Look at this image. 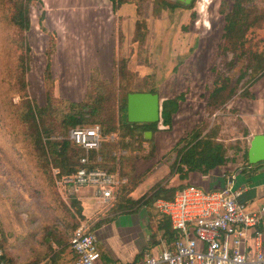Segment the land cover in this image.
I'll return each instance as SVG.
<instances>
[{"label":"rangeland","instance_id":"obj_1","mask_svg":"<svg viewBox=\"0 0 264 264\" xmlns=\"http://www.w3.org/2000/svg\"><path fill=\"white\" fill-rule=\"evenodd\" d=\"M42 1L31 5L32 27L27 32L31 46L30 70L27 74L28 94L30 98L37 101L39 106L46 104L49 94L59 101H66L62 107L67 106L68 102H81L87 95L93 73L102 80L111 81L114 78V64L119 60L123 51L129 57V69L135 73L134 86L139 88L146 86L145 89L135 87V92L146 91L152 87L158 89L157 83L164 82L171 74L172 77L170 76L171 78L167 82L169 87L165 92L174 95L173 97L179 93L184 94L185 100L187 95L189 96L190 101L184 103L182 112L173 121L172 127L159 124L157 131L152 134V140L144 142V146L147 147L150 154L148 153L149 155L142 156L135 161L134 175L140 177L141 182L134 195L131 194L133 198L141 197L145 191L158 183L176 187L178 188L176 192L183 188L184 182L179 174L171 172L177 156V150L174 147L179 139L186 137L195 125L201 124L203 121H207L210 127H217L218 137L230 147V154L233 155L239 151L237 158L243 160L241 151L247 141L246 128L239 116V110L236 108L238 105L236 101L241 99L239 93L245 88L244 83L250 78L251 72L245 68L246 63L243 58L238 57L233 51L223 53L220 49L226 25L225 13L231 10L234 0H195L194 6L191 8V20L183 26V31L180 34L182 36L178 39L182 44H187L185 50L189 49V51L182 58L176 57L175 62L169 61V57L165 54L161 56L165 45L161 44V48L156 45L159 44L157 41L161 40L158 39L152 45L148 44L147 40L143 43L145 38L136 41L135 31L132 37L128 36L127 40H124L125 37L122 39L118 30L114 28L111 33L107 31L104 36L102 35V38L106 39V43L97 44L95 39H101L99 32L101 27L97 25L98 22L93 20V17L96 13H105L101 9L89 7L84 11L85 21L79 27V25L74 26L76 21L78 22L76 16L75 21L74 18L70 20L67 17H60L57 22L50 7L55 6L58 1ZM149 1H154L157 4L160 0ZM245 4L257 9V14L262 19L261 26L253 28L248 33L247 46L250 45L258 52H262L264 51V0H245ZM182 7L186 8L183 5ZM44 12L48 13L47 21L43 23L46 25V31L41 29L39 23ZM148 12L150 14L153 12V6L150 5ZM1 13L2 0H0ZM86 19H90V22L86 23ZM96 19H101V23H103L104 17L99 16ZM7 34L8 31L5 29L2 31L0 28V79L6 76L5 68L9 65L8 52L2 48L4 44L2 38ZM50 36L56 40L57 48L51 56L53 80L48 83L45 80V70L48 63L46 50L50 43ZM171 41L167 49L168 54L170 56L172 53L174 56L178 55V53H174L175 49L178 50L176 48L178 44L174 47L173 37H171ZM181 49L183 48L179 47V50ZM131 56L133 57L131 58ZM130 60L139 67L141 64L146 66L150 74L141 79L142 76L130 67ZM189 70L190 72H187ZM183 73L190 84L185 90L179 89L182 86L180 81ZM243 74H245V78L238 84V95L209 114L206 109V101L215 78L222 75L229 76L232 81H236ZM193 86L194 88L190 89ZM5 90H7V86H0V227L4 231L5 224H13L18 216L29 217V223L31 221L32 224L41 218L44 220L46 236L51 231L52 239L60 237L67 239L73 232L72 224L76 220L91 227L100 218L105 217L111 207L99 203L97 199L84 198L82 203L85 218L74 219L72 214L75 210L71 206V199L68 198L73 195L63 193L64 196L59 194L61 198H57V195L51 192L53 189L50 187L44 189V182L41 178L35 177L36 172L29 168L31 158L26 156L29 153L25 150L29 149L26 142L21 137L13 138L11 136L20 125L5 105L6 99L3 98ZM10 96H13L14 102L20 100L17 94L10 93ZM14 140L16 147L13 146ZM152 148H154L153 154ZM54 184L56 186L55 179ZM56 189H58L57 186ZM95 190L96 188L93 186H81L77 188V195L93 196ZM138 213L142 217L143 227H147L149 230L148 247L156 245L153 243L155 239L159 241L163 237L162 232L157 228L163 215L158 211L156 203L153 207L139 209ZM34 219L36 220L33 221ZM131 220L133 219L131 218ZM107 234L109 238L113 237L112 232H107ZM104 244V239L99 240L100 248L103 249ZM50 249L52 250L48 254L52 255L55 250L53 247Z\"/></svg>","mask_w":264,"mask_h":264},{"label":"trees","instance_id":"obj_2","mask_svg":"<svg viewBox=\"0 0 264 264\" xmlns=\"http://www.w3.org/2000/svg\"><path fill=\"white\" fill-rule=\"evenodd\" d=\"M110 1L114 11L121 4L134 1L140 13L141 6L148 0ZM37 2H41V0H2V13L0 14V28L2 31L3 29L8 31V34L2 38L4 41L2 48L5 52H8L9 63L5 68L6 76L0 79V86H7V90L3 93V98L6 99L5 105L12 113V117L19 121L20 125L11 136L13 138L21 137L26 142L29 148L25 149L29 151L26 156L31 158L29 168L36 172L35 177L41 178L42 182H44V189L50 187L53 189L51 192L59 198L60 193L54 184L52 169L58 168L60 175L76 172L83 166L80 163L81 157L86 155L85 150L81 146L76 145L69 139V130L75 127L99 124L105 136L117 133L118 141L104 140L99 152H89L91 163L88 166L90 168L108 169L112 173L120 170L121 175L126 176L128 181L117 189V198L107 211V215L92 224L89 227L90 231H94L103 224L113 221L118 215L136 213L143 207H153L159 199H174L178 188L169 187L163 183L152 186L139 198H133L131 194L141 182V178L134 175L135 161L142 156L150 154L147 151V147L144 146V142L151 141L152 138L146 139L145 133L147 131L155 133L159 124L172 127L173 115L179 110L180 102L185 100V95L180 94L162 101L160 121L155 123H129L126 119L127 99L130 93L136 91L134 86L135 73L129 69V57L123 51L121 59L119 58L114 64V78L111 81L102 80L93 73L87 95L81 102H68L67 106L62 107L66 101H59L52 94H49L46 104L39 106L35 99L29 97V83L27 81L31 53L27 32L32 27L31 5ZM194 2L195 0L185 5L178 2L160 0L157 5L169 8L183 5L191 9L194 6ZM223 13H225V10H223ZM43 20L44 15L40 17L39 23L41 29L46 31L43 26ZM225 20L226 25L220 49L223 53L233 51L238 57L245 60V68L250 70L251 76L244 83L245 88L239 93V96L241 98H253L250 88L264 75V51L258 52L256 48L250 45L247 46V37L253 28L261 26L262 19L257 14V9L248 7L245 4V0H234L231 10L225 13ZM146 32V21L138 20L135 29V40H143L146 37ZM119 35L124 39L121 31ZM53 36L55 38V34ZM55 50L56 40L50 36V43L46 50L48 63L45 70V80L48 83L53 80L50 59ZM244 78L245 74L241 75L236 81H232L229 76L218 75L215 78L206 101V109L209 114H212L214 109L227 104L238 95V84ZM142 92L158 93V89L152 87ZM10 93L17 94L20 100L14 102L12 100L14 95L10 96ZM245 132V136H247L248 130L246 129ZM54 136H62V138H54ZM13 146L16 147V143ZM118 147L126 149L127 154L121 155L119 158L113 156L112 152ZM174 148L177 150V156L171 172L179 174L182 180L188 178L189 172L207 174L218 166L236 161L238 159L237 153L239 152L236 151L233 155L230 154V147L218 137V128L210 127L207 121L195 125L186 137L178 140ZM248 148L249 145L246 141V144L242 147L241 156L248 166H254L248 162ZM153 152L154 148H152V154ZM20 154L23 155L21 152ZM98 155L102 157L101 161H97ZM69 198L71 199V206L75 210L72 214L73 218L84 219L82 201L73 196ZM80 225L81 222L76 220L72 224L73 232ZM157 228L162 232V236L169 241L175 238V231L166 215H163ZM0 232L2 234L1 246L4 250V234L1 227ZM73 232L71 235L69 234L70 239ZM55 240L57 244L65 245L58 251H53L51 256L52 264L55 263L58 252L68 247L66 238L60 237ZM158 242L155 239L153 243L157 244ZM49 246L51 247V245ZM140 256L138 254L136 260ZM3 258L7 261L5 250ZM74 262L75 256H73L72 264Z\"/></svg>","mask_w":264,"mask_h":264},{"label":"crops","instance_id":"obj_3","mask_svg":"<svg viewBox=\"0 0 264 264\" xmlns=\"http://www.w3.org/2000/svg\"><path fill=\"white\" fill-rule=\"evenodd\" d=\"M168 1L174 2L172 0ZM41 2L43 1L41 0ZM55 2H57L55 6L50 8L53 10L55 17L57 18V22H59L58 18L60 17H67L70 20L74 18L75 21L76 16L78 22L76 21L74 26L79 25L80 27L81 23H84L85 16H83V13L88 10L89 7L101 9L105 12L102 14L96 13L93 17V20H96V22H98L97 25L101 27L99 31L101 39L96 40L94 38L97 44L99 43L101 45L106 43V39H104V37L102 38V35L104 36L107 31L111 33L114 28L118 30V32L121 31L125 37L124 40H127L128 36L129 38L132 37L133 32L136 29L135 27L137 21L145 20L147 23V32L143 43L147 40V43L152 45V43L156 42L158 39L161 40L157 41L159 44H156L159 45L158 48H161V44H163V46L165 45V48L163 49L164 52L161 56L165 54L169 57V61L175 62L174 59L176 57L182 58V56L189 51V49L187 51L185 50L187 44H182V42L178 39L182 36L180 34L183 31V26L191 20L192 10L184 8L181 5L175 8L160 7L155 4L154 1L150 2L148 0L141 6V12L139 13L137 5L132 1L121 4L116 11L113 10L110 0H55ZM150 5L153 6V12L151 14L148 12ZM166 11L168 12L166 13ZM43 14L44 23L47 21L48 13L44 12ZM99 16L104 17L103 23H101V19H96ZM88 21L90 22V19H86V23ZM43 26L46 27L45 24H43ZM171 37H173L174 47L178 44L176 47L178 50H174V53H178V55L175 56L173 53L172 56H170L167 50ZM179 47L183 49L179 50ZM132 57L133 56H131V58ZM50 62L52 67V59ZM130 67L137 74L142 76L141 79H144L148 74H150V71L146 68V66L141 64V67H139L138 65H135L132 60H130ZM187 72H190V70ZM184 73L182 74V80L180 81L182 86H180L179 89L181 90H185L188 86H190L188 78H186ZM170 76L171 74L167 76V80L164 82L157 83L158 94L161 101L174 96L165 92V90L169 87L167 82L168 79L172 77ZM135 87L139 88L136 85ZM145 88L146 86H141L139 89ZM193 88L194 86L190 87V89ZM250 91L254 96L253 98H239V101H236L238 102L236 108L239 110V116L242 118L244 127L248 130V135L245 136L248 145H250V141L254 135H264V75L252 85ZM179 94H177V96ZM188 101H190V99L187 95L186 100L180 102L179 110L173 115V121H175V119L181 114L184 103ZM228 175L236 176V186L244 189L242 199L248 204L249 209L253 211H260L264 206V161L254 166H248L247 162L244 160L237 159L236 161L229 162L226 165L218 166L207 174L189 172L188 178L186 180H182V182H184L183 187L189 184H196L203 189H220L225 185ZM53 177L55 179L54 173ZM58 191L61 195L63 193H67L68 195L71 194L81 201L84 198L96 199L95 194H93V196L77 195V191L62 192L59 188ZM134 192L132 195H134ZM99 203L103 204L100 201ZM14 213L16 214V212ZM34 214H36L35 211ZM130 216L133 220H131ZM261 216L264 230V212ZM14 217L16 219V215ZM29 220V217L25 218L23 216H18L17 220L13 222L14 225H9L8 223L5 224V232L3 231V244L7 257L6 264H52V255L48 254L49 245H51L55 251L64 247L65 244H57L56 240L52 239L51 231H49L46 236L43 219L39 218L37 222L35 221L36 219H34L33 221L35 222L33 224L31 221L29 223ZM107 232H112L111 235H113V237L111 236V238H109ZM95 235L97 237L98 246L99 240H105L104 248L102 249L99 246L102 257L98 261V264L133 263L136 260L137 255L141 254V252L148 247L150 240L149 230L147 227H143L142 217L138 212L118 215L113 221L103 224L97 228ZM66 245H68V247L65 250L58 252L57 259L54 264L73 263L74 253L70 246V237L66 239ZM105 256L107 257L106 259Z\"/></svg>","mask_w":264,"mask_h":264},{"label":"built area","instance_id":"obj_4","mask_svg":"<svg viewBox=\"0 0 264 264\" xmlns=\"http://www.w3.org/2000/svg\"><path fill=\"white\" fill-rule=\"evenodd\" d=\"M69 139L81 146L86 155L76 172L60 175L53 168L57 187L62 192H75L81 186H93L95 198L112 206L117 189L128 181L120 170L109 172L104 168H90L89 152H99L104 140L118 141V134L105 136L99 124L80 126L69 130ZM62 138V136H54ZM126 149L118 147L112 155L120 157ZM102 157L97 156V161ZM236 176L228 175L220 189H203L189 184L176 192L174 199H159L158 211L170 221L175 238L162 237L159 243L147 247L132 264H264V230L260 211L250 210L242 199L244 189L236 186ZM0 264H6L1 246ZM75 256L74 264H98L101 251L94 231L81 224L70 239Z\"/></svg>","mask_w":264,"mask_h":264},{"label":"water","instance_id":"obj_5","mask_svg":"<svg viewBox=\"0 0 264 264\" xmlns=\"http://www.w3.org/2000/svg\"><path fill=\"white\" fill-rule=\"evenodd\" d=\"M188 5L193 0H172ZM162 101L158 93L133 92L127 99V121L129 123H155L160 121ZM152 132L145 133L146 139L152 137ZM264 161V135H254L248 148V162L256 165Z\"/></svg>","mask_w":264,"mask_h":264}]
</instances>
